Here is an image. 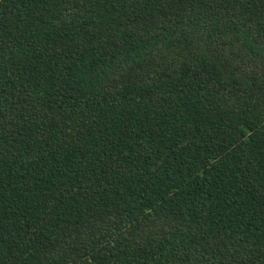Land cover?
Listing matches in <instances>:
<instances>
[{
  "label": "trees",
  "instance_id": "trees-1",
  "mask_svg": "<svg viewBox=\"0 0 264 264\" xmlns=\"http://www.w3.org/2000/svg\"><path fill=\"white\" fill-rule=\"evenodd\" d=\"M0 264H264V0H0Z\"/></svg>",
  "mask_w": 264,
  "mask_h": 264
}]
</instances>
